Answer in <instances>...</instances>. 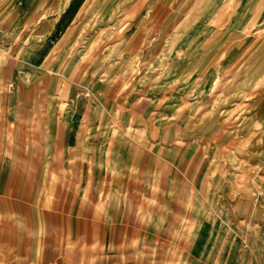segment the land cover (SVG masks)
<instances>
[{
    "label": "rangeland",
    "instance_id": "1",
    "mask_svg": "<svg viewBox=\"0 0 264 264\" xmlns=\"http://www.w3.org/2000/svg\"><path fill=\"white\" fill-rule=\"evenodd\" d=\"M67 24L146 176L122 178L108 224L96 204L58 228L42 264H264V0H80Z\"/></svg>",
    "mask_w": 264,
    "mask_h": 264
},
{
    "label": "crops",
    "instance_id": "2",
    "mask_svg": "<svg viewBox=\"0 0 264 264\" xmlns=\"http://www.w3.org/2000/svg\"><path fill=\"white\" fill-rule=\"evenodd\" d=\"M79 1L0 0V264L51 260L58 228H78L79 213L96 204L108 224L128 209L122 178L146 176L131 174L140 134L112 129L124 113L94 106L105 101L109 71H100L105 60L93 63V37L80 45V32L69 31ZM128 150L123 173L118 159Z\"/></svg>",
    "mask_w": 264,
    "mask_h": 264
}]
</instances>
